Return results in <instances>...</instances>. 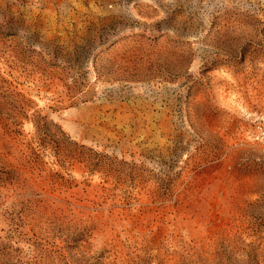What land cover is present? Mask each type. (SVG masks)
Wrapping results in <instances>:
<instances>
[{"label":"rangeland","instance_id":"obj_1","mask_svg":"<svg viewBox=\"0 0 264 264\" xmlns=\"http://www.w3.org/2000/svg\"><path fill=\"white\" fill-rule=\"evenodd\" d=\"M263 116L264 0H0V264H264Z\"/></svg>","mask_w":264,"mask_h":264},{"label":"built area","instance_id":"obj_2","mask_svg":"<svg viewBox=\"0 0 264 264\" xmlns=\"http://www.w3.org/2000/svg\"><path fill=\"white\" fill-rule=\"evenodd\" d=\"M260 136L264 138V116L263 120L259 124Z\"/></svg>","mask_w":264,"mask_h":264},{"label":"bare ground","instance_id":"obj_3","mask_svg":"<svg viewBox=\"0 0 264 264\" xmlns=\"http://www.w3.org/2000/svg\"><path fill=\"white\" fill-rule=\"evenodd\" d=\"M145 8H147V7H145ZM154 8V7H153ZM151 10V9H150ZM252 112V111H251ZM259 133V132H258ZM259 139V138H258Z\"/></svg>","mask_w":264,"mask_h":264}]
</instances>
